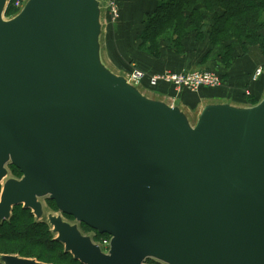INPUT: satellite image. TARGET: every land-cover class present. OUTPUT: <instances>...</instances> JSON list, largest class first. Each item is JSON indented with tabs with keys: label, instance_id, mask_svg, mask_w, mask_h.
<instances>
[{
	"label": "water",
	"instance_id": "1",
	"mask_svg": "<svg viewBox=\"0 0 264 264\" xmlns=\"http://www.w3.org/2000/svg\"><path fill=\"white\" fill-rule=\"evenodd\" d=\"M0 0V222L41 198L110 236L101 251L48 215L82 264H264V96L185 111L101 57L99 0ZM21 172L7 178L6 165ZM3 264H46L13 254Z\"/></svg>",
	"mask_w": 264,
	"mask_h": 264
},
{
	"label": "trees",
	"instance_id": "2",
	"mask_svg": "<svg viewBox=\"0 0 264 264\" xmlns=\"http://www.w3.org/2000/svg\"><path fill=\"white\" fill-rule=\"evenodd\" d=\"M11 5L5 9L7 17L17 12ZM142 26L139 47L155 58L160 57L164 46L174 51V57H187L190 50V44H186L188 36L195 35L197 45L207 39L208 45H204L197 61L201 65L217 63L221 69L216 73L225 85L233 71L232 65L242 61L251 47L257 46L264 55V0H155L152 11L145 14ZM250 78L244 86L249 94L242 91L239 97L244 96L250 103L248 106H253L264 96L254 91L255 86L264 85V75L253 82ZM185 92L190 93H182ZM11 167L20 177L19 169ZM1 189L0 184V192ZM96 234L98 239L95 241L109 237L105 233ZM55 236L52 227L37 219L31 209L13 206L9 219L0 222V255L13 254L46 264H82L64 251ZM0 264L3 263L0 261Z\"/></svg>",
	"mask_w": 264,
	"mask_h": 264
},
{
	"label": "rangeland",
	"instance_id": "3",
	"mask_svg": "<svg viewBox=\"0 0 264 264\" xmlns=\"http://www.w3.org/2000/svg\"><path fill=\"white\" fill-rule=\"evenodd\" d=\"M12 3L14 0H10ZM118 5V17L115 20H112L105 6L102 8V43L104 42V54H103V62L104 64L116 74L123 75L125 71L128 69L130 64H135L140 68L144 69L146 72L153 74L156 72H175V71H215L219 72L217 63H209L205 65H201L194 58L196 55H200V53L204 50V45H208L207 39L204 40L200 45L195 44V35L188 36L186 39V44H190V50L188 51L187 57H174V51L164 46V50L161 52L159 58H155L149 56L147 51L140 48V33L142 30V22L145 17V14L152 11L155 5V0H117ZM12 6V5H11ZM13 7V6H12ZM252 51V53H251ZM106 53V54H105ZM251 54V59H250ZM110 58V61L106 58ZM174 57V58H173ZM194 62L189 65L180 66L185 59L189 58ZM247 60V67L245 69H241L243 60ZM242 61L234 63L232 66L231 76L229 75V79L227 80L228 85L226 87L220 88H209L202 87L200 91L209 97V102L213 101H222L228 102L234 105H242L248 106L250 103L242 96L244 99L240 101L242 97H239V93L244 91V86L247 84V78L251 76V73L254 69L261 65L264 66V55L261 53L260 49L257 46L251 47L249 54L243 58ZM253 64V65H252ZM172 66V67H171ZM180 69V70H177ZM148 70V71H147ZM225 71V70H221ZM239 71V72H238ZM216 73V74H217ZM163 87L168 89L171 88L172 92H175L174 86L171 83L161 82ZM167 84V85H165ZM161 86V85H160ZM159 86V87H160ZM155 86H150L148 80L144 82V87H140V91L147 97L156 99L157 97L169 103V100L159 94L157 88ZM227 91V92H226ZM230 94V95H228ZM207 97V98H208ZM234 98H237L236 100ZM184 111V110H183ZM198 112V111H197ZM189 110L186 111V115L188 120L192 125L195 124L197 120L198 113ZM12 164L6 165V169L8 171L7 178H20L15 174V171L11 167ZM14 166V165H13ZM15 167V166H14ZM22 175V174H21ZM3 181L0 183L2 185ZM42 203V217L41 221L48 223L47 216L55 215L62 216L64 220L69 222L70 224H77L78 229L84 235H89L92 239L97 240V232L90 228V230H86L85 227L81 225V223L75 222L74 219H69L62 214L58 208L56 207L54 201L49 198H41ZM110 237V236H109ZM100 239V238H99ZM65 264V263H63ZM145 264H157L156 261H153L152 258L146 259Z\"/></svg>",
	"mask_w": 264,
	"mask_h": 264
},
{
	"label": "built area",
	"instance_id": "4",
	"mask_svg": "<svg viewBox=\"0 0 264 264\" xmlns=\"http://www.w3.org/2000/svg\"><path fill=\"white\" fill-rule=\"evenodd\" d=\"M27 0H8L6 8L9 4L17 10L11 16H5L4 19H10L14 17L24 6ZM101 4V8L105 6L112 20H115L118 17V5L117 0H99ZM261 75H264V66H257L250 78V82L256 81ZM123 76L126 80L137 88H142L145 81L148 80L150 86H159L162 84L161 82L171 83L174 86V90L176 94H180L183 91H189L192 93L198 92L202 87L209 88H220L226 87L220 77L216 74L215 71H167L160 73L150 74L145 70L141 69L139 66L135 64H130L128 69L125 71ZM245 94H249L248 88L244 89ZM92 239V237H91ZM92 241L99 245L100 249L104 253H108L109 245H110V237H104L99 241Z\"/></svg>",
	"mask_w": 264,
	"mask_h": 264
},
{
	"label": "crops",
	"instance_id": "5",
	"mask_svg": "<svg viewBox=\"0 0 264 264\" xmlns=\"http://www.w3.org/2000/svg\"><path fill=\"white\" fill-rule=\"evenodd\" d=\"M104 52H105L104 51V42L102 43V38H101V57H102V60H103V54H104ZM251 53H252V51H251ZM106 58L110 61V58H108V56ZM194 58L197 59L198 58V55L194 56ZM250 59H251V54H250ZM247 60H249V59L243 60V62L241 64V66H242L241 69H245L247 67V63H248ZM191 63H194V62L189 57V58L185 59V61L182 62L180 64V66L189 65ZM177 70H180V69H177ZM160 72H162V71H160ZM160 72H156V73H160ZM160 85H159L160 87L157 86V87H159V88H157V90L159 91L158 93L161 94L162 96L166 97L169 100V103L171 105H178L185 112L186 111H189V110L190 111L193 110L195 112L198 111L197 113H199L200 110L202 109V107L206 103L222 102V101L209 102L208 101L209 100V97L206 96L205 94H203L201 91H198L196 93H192V92L186 93L185 92V93H181V94H176L175 92H172L171 91V88L170 87L168 89H166V88L163 87L162 84H160ZM165 85H167V84H165ZM143 87H144V84H143ZM254 91H257L258 94L260 93L263 96L264 95V85L255 86L254 87ZM156 99H160V98L157 97ZM160 100H162V99H160ZM240 106H242V105H240Z\"/></svg>",
	"mask_w": 264,
	"mask_h": 264
},
{
	"label": "bare ground",
	"instance_id": "6",
	"mask_svg": "<svg viewBox=\"0 0 264 264\" xmlns=\"http://www.w3.org/2000/svg\"><path fill=\"white\" fill-rule=\"evenodd\" d=\"M4 17V16H3Z\"/></svg>",
	"mask_w": 264,
	"mask_h": 264
}]
</instances>
